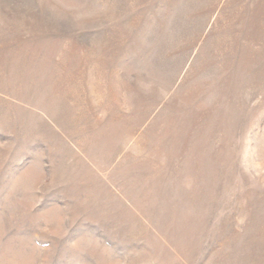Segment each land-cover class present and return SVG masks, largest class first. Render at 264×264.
<instances>
[{
    "label": "rangeland",
    "instance_id": "374dc122",
    "mask_svg": "<svg viewBox=\"0 0 264 264\" xmlns=\"http://www.w3.org/2000/svg\"><path fill=\"white\" fill-rule=\"evenodd\" d=\"M0 264H264V0H0Z\"/></svg>",
    "mask_w": 264,
    "mask_h": 264
}]
</instances>
